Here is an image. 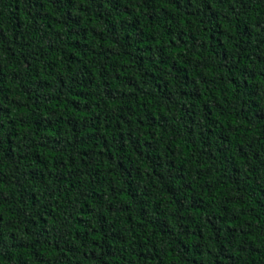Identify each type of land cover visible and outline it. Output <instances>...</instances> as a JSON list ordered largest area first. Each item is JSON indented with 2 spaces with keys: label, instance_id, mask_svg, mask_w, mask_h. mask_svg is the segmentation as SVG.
<instances>
[{
  "label": "trees",
  "instance_id": "1",
  "mask_svg": "<svg viewBox=\"0 0 264 264\" xmlns=\"http://www.w3.org/2000/svg\"><path fill=\"white\" fill-rule=\"evenodd\" d=\"M0 264H264V0H0Z\"/></svg>",
  "mask_w": 264,
  "mask_h": 264
}]
</instances>
